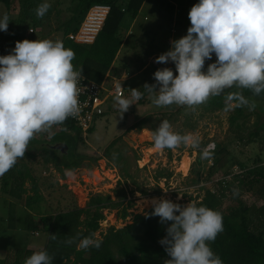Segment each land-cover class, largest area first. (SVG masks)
I'll list each match as a JSON object with an SVG mask.
<instances>
[{
	"label": "rangeland",
	"instance_id": "rangeland-1",
	"mask_svg": "<svg viewBox=\"0 0 264 264\" xmlns=\"http://www.w3.org/2000/svg\"><path fill=\"white\" fill-rule=\"evenodd\" d=\"M24 1L12 0L8 9L2 3L0 4V16L8 14V29L10 28L15 35L21 14L20 9ZM48 2L51 8L45 16L42 19H36L35 23L28 25L26 30H21L15 40L59 39L64 42L67 39L64 31L67 27L74 28L77 24V21L69 25L68 22L79 15L78 1L48 0ZM152 2L148 0L144 12L155 23V32L160 38L157 47L164 53L169 48L167 39L172 36L169 15L174 12L172 2L179 7L176 12L178 19L173 28L176 31L173 36L175 40L187 33L190 26L188 12L199 0H171V2L170 0H156L154 7H152ZM139 21L143 22L142 16ZM152 26H154L153 23ZM30 28L33 29L32 33L28 32ZM5 33L7 32L0 31V42L4 39ZM134 39H137L136 36ZM144 39L146 38L140 40L137 53L138 50L143 49L146 41ZM11 45L12 48L7 52L2 48L3 54L7 55L12 51L15 41H12ZM140 55L139 52L138 56ZM215 60L216 57L213 54L212 60L206 61L204 71H207L208 64ZM173 66H175L173 63L172 66L169 63L159 64L158 68H174ZM155 83L153 79L151 84ZM236 91L242 90L234 88L233 92ZM140 92L143 93L142 98L134 101V104L123 114L118 110L115 99H110L106 105L105 114L95 122L86 138L75 127L56 125L44 135L38 145L40 146L38 148H41L39 150L42 151L58 144H64L69 148L68 158H72L73 152L85 157L81 160L83 166L75 168L78 170V176L96 184L100 192L97 195L104 198L109 197L110 200L103 205L104 219L100 222L95 238L100 239L110 227L121 228L130 224L137 214L145 215L152 208L153 199H170L183 206L190 201L193 203L200 201L207 191L221 192V189L225 193L222 199V208L225 211L238 206L249 207L247 216L252 227L254 230L264 231V182L249 187L248 181L252 179V176L243 172L238 166L239 163L249 165L251 160L259 154L261 144H264V131L250 142L238 141L239 137L246 136L257 129V125L264 123V101L257 102L255 110L252 111L247 107L225 110L224 106L223 109H217L211 106L209 101L197 106L193 111L175 104L158 108L153 105L145 89ZM130 95L131 92L125 90L124 97L130 98ZM239 111L250 114L251 118L243 122ZM233 116L239 118L232 121L230 119ZM142 119L146 120L142 122ZM163 120H168L176 132L192 133L197 136L200 140V147L181 145L175 149L145 150L146 153L143 154L141 150L148 146L147 139L140 140V136L135 133L122 136L126 129L134 126L140 129L142 126L151 125L155 130ZM210 143L215 144V151H212L209 158H202V150ZM62 154L58 152V155ZM142 157L144 160L140 163L142 166L140 168L136 161ZM17 164H26L30 177L36 178L34 180L42 198L37 204L42 212L56 213L78 207V204L88 206L90 198L85 200V193L77 189L76 195L73 194L68 184L65 183L63 171L55 169L56 173H53L55 167L50 155H42L33 160L22 158ZM105 164L108 167H116L121 178L113 188H111L112 183L111 185L109 181H103L104 177L111 178V174L104 169ZM101 168L104 169V176L99 172ZM83 169L87 171L83 172ZM73 178L70 176L69 179ZM24 188L27 191L26 194L21 199H17L9 194V187L3 186L0 182V215H2V223L5 224L4 228L8 223L6 218L9 203L14 205L15 226H21L0 232V243L10 244L14 248L36 246L39 248L37 251H43L41 249L46 244L47 231L43 230L37 212L28 210L24 206L26 197L34 194L31 180L25 181ZM124 208L127 211V217L121 219ZM28 214L32 215L34 225L37 227L35 233H30L25 229ZM21 261L24 264V258Z\"/></svg>",
	"mask_w": 264,
	"mask_h": 264
},
{
	"label": "clouds",
	"instance_id": "clouds-1",
	"mask_svg": "<svg viewBox=\"0 0 264 264\" xmlns=\"http://www.w3.org/2000/svg\"><path fill=\"white\" fill-rule=\"evenodd\" d=\"M50 8L44 0L35 9L37 18L42 19ZM188 18L187 33L170 41V49L155 59L158 64L172 62L175 73L168 67L157 69L153 73L156 83L143 86L153 105L175 104L195 111L211 97L224 95L226 89H247L253 96L264 92V0H199ZM8 24L5 13L0 16V31L7 32ZM213 54L215 62L204 71ZM74 58L75 52L59 39L16 41L9 54L0 55V177L25 157L37 134L48 133L79 114L82 69L74 68ZM131 90V98H114L121 114L143 96L139 89ZM224 98L225 110L247 107L252 111L257 106L242 91ZM152 135L157 150L200 147L197 136L174 131L168 120ZM214 148V144L207 145L202 158H209ZM151 204L150 215L168 225L159 241L169 257L165 264H223L210 247L223 231L221 212L191 201L182 206L165 198L153 199ZM50 238L57 239L55 234ZM65 243L71 245L76 239ZM101 244L94 235L85 236L77 249H98ZM53 259L47 251H37L24 264H52Z\"/></svg>",
	"mask_w": 264,
	"mask_h": 264
},
{
	"label": "trees",
	"instance_id": "trees-1",
	"mask_svg": "<svg viewBox=\"0 0 264 264\" xmlns=\"http://www.w3.org/2000/svg\"><path fill=\"white\" fill-rule=\"evenodd\" d=\"M24 1V0H23ZM42 0H26L22 3L21 14L17 22L16 35L10 29L4 34V39L0 42V55H5L12 48V41L21 30H26L28 25H33L37 16L35 14L36 5ZM79 4V15L72 18L69 22L77 21L74 28L67 27L64 34L76 31L83 20L88 9L94 5H109L110 13L106 19L104 27L97 40L92 46L77 45L64 40V46L75 52V58L72 61L74 68L79 71L82 69V75L96 81L102 82L111 64L113 63L116 53L121 44L119 34L120 23L125 13L136 17L144 0H77ZM6 6H9L12 0H3ZM76 19V20H74ZM9 27V26H8ZM31 29V28H30ZM234 88L226 89L225 94L233 92ZM243 95L257 102L264 101V92L259 96H253L252 93L244 89ZM224 95L211 97L208 101L211 106L217 109H223L225 106ZM242 112V113H241ZM239 111L241 120L246 122L251 118L250 114ZM239 118V117H238ZM234 116L230 120L234 121ZM74 127L70 121L64 123ZM257 129L248 133L246 136L239 137L238 141L250 142L257 138L260 132L264 131V123L256 126ZM264 144H261V147ZM216 149V148H215ZM215 151V150H214ZM58 150L47 148L42 151H26L27 160H33L42 155H50L53 166L61 171L73 170L83 166L81 162L85 159L83 155L73 152L72 158H68L67 153L58 155ZM18 163V162H17ZM4 175L3 186L9 187V194L17 199H21L26 194L24 183L27 179L31 180L33 196H27L25 199V208L36 211L39 222L43 230L47 231V241L44 251L53 256L52 264H165L169 259L164 247L159 241L167 234V224H161L159 217L151 216L153 208H150L145 215L137 214L130 224L121 228L110 227L99 240H102L101 246L90 248L86 251L77 249V243L80 238L94 235L100 228V222L104 219L103 208L105 202H110L109 197L100 195L92 196L85 208L74 207L62 210L56 213L42 212L37 202L42 198L38 193L37 183L29 175V168L26 164H17ZM259 155H256L248 165L239 163L243 172L252 176L248 181L249 187L253 184L264 182V167L259 165ZM215 164V162H214ZM221 192L207 191L205 196L195 202L197 206H206L217 210L223 215V231L216 237L214 242H210V247L216 253L223 264H264V231L254 230L248 219L249 207L238 206L225 211L222 208V199L225 196ZM38 205V206H37ZM8 221L10 228L14 226L15 209L14 205H9ZM127 217V211L122 210L121 219ZM148 217V218H146ZM31 214L27 216L25 229L34 233L37 227L34 225ZM50 234H55L57 239L52 240ZM76 239V243L66 244L68 239ZM32 253L28 250L13 249L7 252L4 264H20L21 259L30 257Z\"/></svg>",
	"mask_w": 264,
	"mask_h": 264
},
{
	"label": "crops",
	"instance_id": "crops-1",
	"mask_svg": "<svg viewBox=\"0 0 264 264\" xmlns=\"http://www.w3.org/2000/svg\"><path fill=\"white\" fill-rule=\"evenodd\" d=\"M152 1H153L152 7H154V3L156 0H152ZM170 2H171V0H170ZM1 3L5 6L6 9H8L11 6V5L6 6L4 4L3 0H0V4ZM147 3H148V0H144L143 5L140 8L136 17H132L129 13H125L123 18H122V21L120 23V29H119L121 44H120V47L118 49V52L116 53V56H115L113 63L111 64L108 72L106 73L104 79L102 80V81H104V83H106L107 86H110L113 82H120L124 86L125 90H129L131 93H132L131 89H139V91H140V90L144 89L143 86L145 85V83L151 84L152 80L154 79L153 73L157 69H159L158 68L159 64L155 63V59H156V57H158L163 52L159 51V48L157 47V44L160 41V38H159V35L156 34V32H155V23L153 22V20L151 18H148V15L144 12V8L146 7ZM172 6L174 7V12H173V14L169 13L170 22H171L170 34L172 36H170V38L167 39L168 44H169V48L166 51H168L171 47L170 41L174 40L173 36H174L176 31L173 28H174V26H176L175 21H177V19H178L176 12H177L179 7L174 2H172ZM157 8H159V6ZM141 16L143 17V22L139 21ZM152 23L154 24V26H152ZM134 36H136L137 39H134ZM142 38H146V39H144V41L145 40L146 41L143 45L144 46L143 49L141 51L138 50V53L139 52L141 53V55L138 56V53L136 50L140 46L139 42ZM169 64L172 66V62H169ZM173 67L174 68H171V69H173V71H174L175 66H173ZM147 93L148 92L146 91V94ZM124 96H125V92H124ZM113 98H115V97H111V99H113ZM130 98H131V95H130ZM145 120L146 119H142V122ZM135 121H136V119H135ZM171 123H173V120H171ZM63 125L66 126V124H63ZM132 129H134L135 131H131ZM125 131L126 132L123 133L122 136H124V134L127 135L129 133H135V134H138L139 136H141L144 132H147L148 136L146 139L148 140V146L143 147L144 149H142L141 152L144 154L145 150L146 151L155 150V147L153 144V135H152L155 130H153L151 125L142 126V127H140V129L139 128L136 129V126L131 127V128L129 127ZM46 134L47 133L37 134L36 137L30 142L27 151L31 152V151H38L39 149H41V148H38V147H40L38 145H40L39 142H41L43 140L44 135H46ZM53 150H55V149H53ZM66 153H63V154H66ZM155 154H156V152H155ZM143 160H144L143 157L137 159L136 163H137L138 167H140V168L142 167V166H140V163ZM55 169L56 168H54L53 173H56ZM85 171H87V170L83 169V172H85ZM99 172L102 176H104L103 169L99 170ZM75 173H77L76 176L79 175L78 170H76V169L72 170V171L71 170L64 171V177H65V183L66 184H67V182H69L68 180H70L69 179L70 176H74ZM78 177L80 178V176H78ZM3 179H4V176L0 177V182H2L4 184ZM34 179H36V178H34ZM98 184H100V183H98ZM0 200H1V198H0ZM10 204H13V203H9V205ZM78 207L83 208V207H85V205L81 206V204H78ZM8 210H9V208H8ZM8 213L9 212L7 211L6 220H8ZM1 217H2V215H0V232H2L5 229H10V226L8 224L9 221H8L6 227L4 228L5 224L2 223ZM13 226L14 227L12 229H15L16 227H21V226H17V225L15 226V223ZM44 247H45V245H44ZM44 247H42L41 250L44 251ZM13 249L28 250L33 254L39 248L36 246L35 247L34 246H32V247L26 246V247H21V248H14L13 246H11L10 244H7V243L1 244V246H0V256H1L0 262H1V264H4V259L7 255V252L9 250H13ZM22 263L23 262L21 261L20 264H22Z\"/></svg>",
	"mask_w": 264,
	"mask_h": 264
},
{
	"label": "built area",
	"instance_id": "built-area-1",
	"mask_svg": "<svg viewBox=\"0 0 264 264\" xmlns=\"http://www.w3.org/2000/svg\"><path fill=\"white\" fill-rule=\"evenodd\" d=\"M109 13V5H94L90 7L77 30L67 34V39L77 45L92 46L101 33ZM28 32L32 33L33 29H29ZM117 85H121L119 90L117 89ZM79 88L80 112L76 117H69L67 120L86 138L95 122L105 114L106 105L111 97H116L117 95L124 96L125 88L120 82H113L110 86H107L104 81L98 83L84 75L81 76ZM258 155L260 159L259 165L264 167V146L261 147ZM104 169L111 174V178H108V176L104 177L103 181L107 180L110 184L112 183L113 186L111 188H113L121 180L116 167H108L105 164ZM76 174H74L72 180L67 182L73 194L76 195L75 191L79 190L85 193V200H88L100 193L96 184H93L89 180L85 181V179L77 177Z\"/></svg>",
	"mask_w": 264,
	"mask_h": 264
},
{
	"label": "water",
	"instance_id": "water-1",
	"mask_svg": "<svg viewBox=\"0 0 264 264\" xmlns=\"http://www.w3.org/2000/svg\"><path fill=\"white\" fill-rule=\"evenodd\" d=\"M52 148L55 149V150H59L62 153H66L67 152V146L64 145V144H58L56 146H53Z\"/></svg>",
	"mask_w": 264,
	"mask_h": 264
},
{
	"label": "bare ground",
	"instance_id": "bare-ground-1",
	"mask_svg": "<svg viewBox=\"0 0 264 264\" xmlns=\"http://www.w3.org/2000/svg\"><path fill=\"white\" fill-rule=\"evenodd\" d=\"M147 136H148V133L144 132L139 138H140V140H144L147 138Z\"/></svg>",
	"mask_w": 264,
	"mask_h": 264
}]
</instances>
